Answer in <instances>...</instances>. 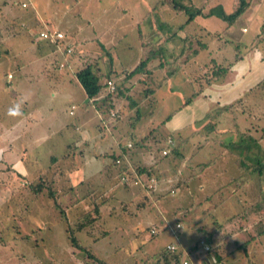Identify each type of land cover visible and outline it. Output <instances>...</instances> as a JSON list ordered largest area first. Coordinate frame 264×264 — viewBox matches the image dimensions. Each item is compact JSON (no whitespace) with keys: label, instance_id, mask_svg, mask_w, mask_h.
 Masks as SVG:
<instances>
[{"label":"rangeland","instance_id":"rangeland-1","mask_svg":"<svg viewBox=\"0 0 264 264\" xmlns=\"http://www.w3.org/2000/svg\"><path fill=\"white\" fill-rule=\"evenodd\" d=\"M166 1L169 2V0ZM201 1L192 0V3L199 6ZM247 1L248 6L245 11L231 23L216 17L202 21L207 27L218 31L220 40H214V36L202 35L197 29L194 35L189 36L185 50L184 52L181 50L180 54L183 55L181 57L183 60L184 54L198 49L199 42L202 40L205 43L211 42L209 44L211 57L216 59L215 54H222L223 50L224 54H229L224 47H219L220 51L217 52L215 48L217 43L222 45L225 41H230L231 44H229L233 50L228 47L227 50L232 54L236 49L238 54L230 64L228 77L232 75L231 82H223L225 75L220 80L207 84L206 77L203 74L197 75L191 67L175 73V66L172 64L175 57L173 58L171 51H168L166 57L162 59L165 62V74L172 75L168 82L172 94L162 110H153L155 115L156 112L158 113L156 116L159 117L162 114L164 117L168 116L173 112L174 107L180 104L182 98L191 96L192 91H189L190 88L184 83L182 77H190L187 79L193 80L194 90L197 91L199 88L200 90L188 106L178 114L171 115V119L175 117L174 120L171 122L167 120L161 124L163 134L169 132L170 125L180 126L181 129L175 131L174 138L175 143L182 145L179 150L183 157L179 159L178 156L175 157V171H173L172 161L168 165L170 175L175 177V183H164L163 186L158 187L156 182V188L152 191L141 186V193L131 194L129 190H125L127 193L125 194L122 185L116 182L119 184L113 188V192L116 191V193L111 194V190L106 185L117 176V171L109 157L102 159V155H98L103 143L95 137L91 143L87 144L88 147L81 145L80 148L83 147V150L80 152L79 144L75 143V139L70 140L71 136H77L81 129L77 117L85 97L78 83L71 86L67 82L69 81L67 68L59 71L60 79L55 76L52 81L45 78V75L20 73L10 84H6V74L0 75L1 124H10L14 134L24 128L30 119L34 120L40 116L38 118L40 126L36 129V133L39 134L38 138L41 141L46 138L41 148L47 149L59 158L50 162L49 156H40L39 160L32 164L33 168L24 173L20 170L29 168L27 161L31 154L26 155L27 159L23 161V164H19L16 159L17 156L18 160L23 157L24 143H14L12 148L1 147L5 141L2 140L3 135H0V264H156L157 256L169 241L177 238L184 246H188L193 239L202 238L203 241L207 237L213 239L218 233L215 231L214 236L209 235L212 228L208 226L211 222L216 220L220 223V217L225 220L233 215L236 218V222L232 223L235 229L238 225L244 224L243 221L246 224L249 223L251 228L237 232L238 234L229 240L226 236L232 233L222 235L224 241L221 247L222 253L220 251L219 253L222 259L226 257L225 253L228 255L223 264H264V232H262L264 231V163L259 175L258 171L254 174L241 173L238 169L241 164L238 158H244L248 163H253L254 159L249 155L246 156L245 153H237L235 149L233 150L237 144L235 140L238 139V134L243 135L244 139V134L249 135L252 126L255 131L250 134L258 139L260 148L264 152V29H262L264 0ZM217 3L222 5L225 13L232 12V0H210L206 8ZM172 13H175V16L170 19L175 21L170 23L176 25L184 15L177 6L173 8ZM199 21L200 19L197 20ZM242 26L247 32H242ZM186 28L180 31L181 35L189 31L193 34L195 27L192 24ZM161 32L166 35L165 31ZM168 38L170 37L166 40ZM166 43L169 48L167 45L165 47L170 50L172 45L168 41ZM184 44L185 42L177 51H180ZM119 47L120 45L112 56L118 57L122 65H131L133 61L139 59V52L134 50L131 53L119 54ZM199 53L194 57L195 61L204 57V52ZM157 60H155L156 64L161 62ZM227 60L226 58L221 62L217 57L220 63H225ZM104 78L102 76L99 79L103 87ZM22 82L25 92L21 90ZM225 85L237 88L229 95V92L226 93ZM252 85H255V92L259 94L255 99H251L253 92L243 94ZM69 88L72 90L70 91ZM251 89L254 91V88ZM52 94L55 96L51 98ZM203 96H206L205 100ZM119 97L116 95V99ZM235 97L238 98L235 100ZM136 98L139 101L142 100L140 95ZM152 98L155 99V97H149V99ZM231 98L233 101L229 103ZM69 103L74 105V115L68 114ZM128 103L124 106H128ZM227 105L230 110L218 118L215 128L219 131L227 130L229 137L221 136L219 140L218 137L214 140L215 138L210 137L211 133L207 135V132L211 131L212 121L204 120L205 114L209 108L213 111ZM13 106H19L20 115H9V109ZM90 118L91 122L95 123L96 120ZM156 121L154 118L144 117L138 126L153 127L151 123ZM206 121L207 123L204 124ZM204 126L208 127L204 128ZM186 130L192 133L197 130L200 132L206 130V132L199 136L194 134L189 145L190 142L187 143L185 141L187 139L183 138ZM102 131L105 136L110 137L113 127L105 126ZM153 135L156 136L157 147L166 144L162 135L158 136L155 133ZM126 139L127 136L122 134L116 142H122L124 146ZM152 139L154 141V137ZM246 141L245 139L243 144ZM66 142L71 144V155L74 156L72 160L70 156L62 157ZM219 149L225 151L224 155L220 156L222 152L218 153ZM189 152L194 154L191 160L193 164L209 163V160L214 157L217 159L214 164L210 161L198 176L189 180L188 176L193 175L197 169L194 167L190 170L187 166ZM47 163L49 165L46 166ZM86 163L89 165L87 170L83 169ZM80 164L83 165L82 184L77 187H67L64 180L65 175L68 174L67 170L78 167ZM129 164L131 166V162ZM71 175L74 176L73 173ZM152 175L156 178L155 173ZM129 177L133 176L130 174ZM141 177L146 180L144 176ZM41 179L44 185H50V188L56 192L55 201L61 206L75 201L72 203L74 205L66 210L71 226L61 220L59 211L55 208L53 200L47 197L46 190L43 189V192L39 193L30 190L29 185L38 183ZM123 186L126 187L127 184ZM104 189L109 191L104 194ZM171 189H174L173 193H170ZM133 190L136 191V188ZM208 192L212 194L205 200L204 195ZM218 202L221 203V207L214 214L213 220L205 216L206 210L214 213V205ZM93 207H96L97 213L93 212ZM86 211L91 212V216H95V219L91 224H86L82 231L73 230L74 237L82 250L69 242V231L70 228H75L73 220ZM162 216L167 222L166 225ZM177 223L180 224L179 229H175ZM226 224L223 223L220 234L229 227ZM111 226L115 227L110 228ZM150 227L155 228V235L150 234ZM196 229L202 232L199 233ZM224 249L226 252L223 251ZM215 252L217 253V250ZM201 253L213 260L211 252L201 250ZM159 262L162 263V260Z\"/></svg>","mask_w":264,"mask_h":264},{"label":"crops","instance_id":"crops-1","mask_svg":"<svg viewBox=\"0 0 264 264\" xmlns=\"http://www.w3.org/2000/svg\"><path fill=\"white\" fill-rule=\"evenodd\" d=\"M20 2H26V7L19 6ZM206 6L205 11L209 8H206ZM211 6L213 5H210V7ZM231 8H233V0ZM172 11V6H161L157 0H0V75L3 73L6 74V84H10L14 77L20 73L23 75H45V78H48L52 81L55 76L59 75L60 70H65L64 68H67L68 70L66 71L69 72L67 77L70 81L67 82L70 83L69 85L71 86L78 83L85 97L82 101L80 113L77 117V121L81 124V129L77 136H71L70 139H75V143L79 144V149L81 150L80 152H82L84 146L88 147L87 144L89 142L91 143L95 137L97 140H100L103 143V147H100L98 152V155H102V159L109 157V155H120L123 148H125L124 146H126V143L129 141L132 142V144L133 142L135 143L140 141V145L134 146L131 150L126 152V163L131 162V165L134 167H139L140 169L142 168L144 170H151L152 173H155V176L158 178V187L163 186L162 184L164 183L173 184L175 183V177L170 175V169H168V165H170V161H172L174 163V165H172L173 171H175V153L173 154L169 151V154L162 155L160 152L162 149L170 150L172 147L175 152L174 135L175 131L180 130L181 128L180 126L170 125L168 129L169 132L163 134L164 132L161 124L167 120L168 122L174 120L175 117L171 119V115L178 114L184 107L188 106V104L194 99L196 95L186 103L185 99L182 98L183 100L180 102V104L176 105V107L173 109V112L168 115L170 116L168 119V116L164 117L163 114L162 116L158 117L156 116L158 113L156 112L155 115L153 110H162L166 102H168V97L172 94V89L168 87V82L172 75L166 77L164 66L153 69L152 75H150L148 78L139 73L132 76L129 74L130 70H132L134 66L144 56L147 55L150 49V44L156 42L157 40H162L163 37H170V39L166 40V42L168 41V43L172 45V47H170L171 49L168 50L171 51L173 58L175 57V49L176 51L178 50L180 45L183 43V37H185L186 34L184 33L181 35V30L177 31L175 34V27L182 25L186 20V16L182 13L184 16H182L181 21L175 25V23H170L175 21V19H170L175 16V13H172ZM180 11L182 12V10ZM198 19H200L199 22H197ZM204 19H212V17L197 16L194 20L187 23L184 26V29L186 30V27L192 24L195 28L193 30V34L192 31H189L191 36L194 35L195 31L200 30L198 31L200 34H205L207 37L214 36V40H220L218 31L207 27L202 22ZM45 28L61 31L63 32L65 38L57 42L41 39L39 37V32L43 31ZM162 30L165 31L166 35H163L161 32ZM241 30L242 32H247L246 28L243 26L241 27ZM210 43L211 42L205 43L201 40V42H199L198 49H194V51L191 50L192 53L189 51V53H186L187 55L184 54L183 60L180 58L178 60L179 62L177 63H175V59L172 58V64L174 66L175 64L182 65L175 71V73L183 70L184 68L191 67L193 72L197 75L204 74L207 67L210 66L211 58H213L211 57L210 53ZM229 43L231 44L230 41H225V43L222 45H218L217 43V46L215 47L217 52L220 51L219 47H224L226 48V53H229L224 54L223 50V52L221 51L222 54H215L216 60L217 57H219L221 62L223 59H228L225 63H221L224 65V67H227L225 73L226 77L223 80L224 83L231 82L232 75L228 77L230 64L234 61L235 56H238V54H236V49L232 54L229 52V50H227V47L233 50ZM101 44L109 50L108 52L110 54H104L102 52ZM118 45H120L118 49L119 54H124L125 52L131 53L135 50V52H139L138 54H140L139 59L133 61L131 65H122V61H120L118 57L112 56V54L116 52ZM166 45L168 47L167 43ZM66 46H70L72 49L69 54H67L65 51ZM199 52H204V57H200L199 60L195 61L194 57H196V54H200ZM108 56H110V58ZM155 60L153 61L154 66L157 65ZM217 62L220 63L219 61ZM87 64H91L95 69H98L100 73L103 74V76L108 75L107 78H111L112 81H116L118 84L122 83L120 88L121 91L118 95V97H120L114 99L115 104L113 106H115L114 109H116L115 111L118 113V120L113 126V132L111 133L110 137L105 136L100 131L99 120L102 117V114L99 113V110L96 109L94 105L95 100H100L102 95L107 92L105 85V88H102L100 95H98L96 98L90 99L87 97L83 87L75 77L76 71ZM158 73H160L159 76ZM187 78L185 76L184 78L182 77L184 83L190 88L189 91L191 90L193 94L195 84L193 83V80H189ZM104 81H106V78ZM225 86L226 93L229 92V95L232 91L235 92L237 88H232L227 85ZM24 88L25 86L22 82L21 90L24 91ZM246 88L247 87H245V89ZM251 88H254V91ZM69 89L70 91L72 90L71 88ZM138 91H140V93ZM251 92H253L251 99H255L259 96V94L255 92V85H252L249 89L245 90L243 94L247 95ZM135 95H140L142 100L139 101ZM54 96L55 94H52L51 98ZM149 97H155V99H149ZM237 98L238 97H235L234 99L236 100ZM203 99L205 100L206 96H203ZM124 100H127L129 103L125 102ZM232 101L233 98L230 99L229 103ZM127 103L128 106L125 107L124 104ZM73 110V103H69L68 114L74 115L75 112ZM227 110L223 111L222 114L227 113ZM211 111V108H209L205 114L206 116L204 117V120L211 121L209 118H207V115ZM221 115H219V117ZM39 117L34 120L30 119L24 128H21L14 134H12L10 124L5 125L3 123L2 125L0 121V135H3L2 140L5 141L1 147L12 148V144L14 143H24L25 147L23 149V157L18 160L17 156L16 159V162L19 164H23V161L27 159L26 155L29 156V153L31 154L27 161L29 168H25L23 170L19 169L24 173L26 170H31L33 168L32 164L38 161L40 156H49L50 162H54L56 159H59L58 157L52 155L47 149L41 148L46 138L41 141L40 138H38L39 134L36 133V129L38 126H40V121L38 122ZM90 117L96 120L95 123L91 122ZM144 117L151 119L154 118V120L157 121L155 123H151V126L154 125L153 127L138 126L140 120ZM218 118L216 119V122L218 121ZM207 121L204 124H206ZM93 124L94 127H92ZM211 126V131L207 132V135H209L208 133H211L210 137L215 138L214 140H216L217 137L219 140L221 136L226 138L229 137V135H227V130L219 131L216 130L215 125L211 124ZM90 127L92 129H90ZM207 127L208 126H204V128ZM213 127L215 130H213ZM254 131L255 129L251 126L250 132L253 133ZM205 132L206 130L203 132L197 130L196 132L192 133L191 131L186 130L185 136L183 138L187 139V143L190 142L189 145H191L192 136L194 134L199 136L204 135ZM250 132L248 133L249 135L246 136L257 139L253 136V134H250ZM154 133L158 136L162 135L166 141V144L161 147H157V142H155L156 136L153 135ZM122 134L127 136L124 146L122 142H116L118 141V137ZM153 137L154 141L152 139ZM168 138L173 140V144L170 146L167 145ZM240 139L243 140L242 135ZM70 145L71 144L68 142L65 143V151L62 157L67 156L68 158L70 156V160H72L74 156L71 155L72 152L70 150ZM81 145L83 146L82 148H80ZM251 146V153L255 152L254 145L251 144ZM190 150L191 148L189 151ZM219 151L225 152L224 150L222 151L220 149ZM222 155L224 154H220V156ZM193 156L194 154L190 153L188 163L191 165L193 164L191 162ZM2 160L3 159H1V161ZM3 162L5 161L3 160ZM212 162L211 164L215 163V161L213 163ZM198 164H193V166ZM47 165H49V163H47L46 166ZM85 166V168H83V165L80 164L78 167H71V169L67 170L68 174H66L64 177L67 187L72 188L82 184V168L87 170L89 167L88 163H86ZM71 173H73L74 176H72ZM191 175L192 174L188 176V179ZM112 180H110V183H108L106 187L111 190V194H114L116 191L113 192V188L119 184L116 183L117 181L115 178ZM121 187L125 194H127L125 190H129L131 194H135V192L141 193V186L135 185L132 182L127 184L126 187L123 185ZM133 188H136V191H134ZM109 189H104V194H106ZM211 194V192L205 193L204 199L206 200ZM220 204L221 203L218 202L216 205H214L213 214L210 212V210H206L204 215L210 217L213 220L214 214L217 213L218 208L221 207ZM233 216L227 217L225 220L220 217V223L216 220H213V222H211V224L208 226V228H212L209 232V235L214 236L215 231L218 233L217 237H213V239L209 237L204 239L208 245L212 246L213 260H210L208 256L201 253V250H203L202 248H200L199 251L195 250L191 254L193 258L190 256L189 258H191L197 264H211L213 263L212 261H214L215 264H223L225 258H227L228 255L225 253L226 257L222 259L221 254L219 253V251L222 253L221 247L222 242L224 241L222 240V235L226 236L229 233H232L230 236H226V239L229 240L232 238V236L238 234L240 231L251 228L249 223L246 224L245 221H243L244 224L242 223L238 225V227L235 229L232 226V223L234 224L233 221L236 222V218ZM162 219H164V225H166L167 222L163 216ZM223 223H227L230 227V231H232H228V227L221 232L222 234H220V228L222 227ZM113 227L115 226H111L110 228ZM175 229L179 228H176L175 226ZM196 230H198L199 233L201 232L199 229ZM255 234L257 235V233ZM176 239L169 241L167 244L175 242ZM192 241L191 244L196 242V239H193ZM180 244L183 245L182 242H180ZM189 246L190 245H183L184 249H187ZM165 247L166 246L163 248ZM215 250H217V253ZM223 251L226 252L225 249Z\"/></svg>","mask_w":264,"mask_h":264},{"label":"trees","instance_id":"trees-1","mask_svg":"<svg viewBox=\"0 0 264 264\" xmlns=\"http://www.w3.org/2000/svg\"><path fill=\"white\" fill-rule=\"evenodd\" d=\"M157 2L161 6L164 5V6L168 7L170 5L173 8L175 6L180 7V10H182V13L185 14L186 20L182 25L175 27V34L179 30H184V26L187 23H189L190 21L194 20L197 16L216 17V18L223 20L226 23H231L237 17H239L245 11V9L248 6L247 0H233L232 12L231 13H225L221 4L213 5L205 11V6L209 2V0H203L199 6L194 5L191 0H169V2H167L166 0H157ZM21 3L22 2L19 3V6H21ZM262 29H264V17L262 19ZM44 30H53V29L45 28ZM189 36L191 37L190 33L186 32L185 37H183L184 38L183 42L185 40V44H184L183 48H181V50L183 49L182 51H184V47L186 45V41L188 40ZM41 39H43V38H41ZM168 39H170V38H168ZM45 40H47V39H45ZM165 45H166V38H164L162 40H157L156 42L150 44V49H149L147 55L144 56L134 66V68L132 70H130V72H129L130 76L139 73V74H142L148 78V77H150V75H152L153 69H155L156 67L164 66L165 62L162 59L166 57V53L169 51L166 49ZM101 49H102V52L104 54H110L108 52L109 50L102 44H101ZM181 50L176 51V49H175V63L179 62L178 60L182 57V55H180L182 53ZM108 57L110 58V56H108ZM155 59L161 60V62L159 61V64H157L156 66L153 65V61ZM181 66L182 65H180V64L179 65L175 64V71L177 69H179ZM226 69H227V67H224V65H222L221 63H218L216 59L211 58L210 66L207 67V69L205 70V72L203 74L206 77L205 83L208 84L212 81L220 80L222 77H224V75L226 73ZM102 76H103V74L100 73V71L98 69H95L91 64H87V65L81 67L75 73V77L77 78V80L79 81L81 86L83 87L87 97L90 99L96 98L98 95L101 94V90L103 88V85L99 83V79ZM167 76H169V75H166V77ZM104 77L106 78V81L112 80L111 78L110 79L107 78L108 75H105ZM189 79H190V77H189ZM106 81H105V83H106ZM114 82H115L114 92H108L107 91L104 95H102V97L100 96L101 97L100 100L96 99L94 102L95 108L98 109L99 113L102 114V117L99 120V127H100L99 129L101 132H103L102 131L103 127H105V126L106 127H108V126L113 127L115 122L118 120V113L115 111L116 109H114L115 106H113V105L115 104L114 99L116 98V95L118 96L119 92L121 91L120 88L122 86V83L118 84L116 81H114ZM105 83H104V85H105ZM199 90H200V88L197 91H193V94L191 96L185 98V103L189 102L192 99V97H194L198 93ZM227 109H230V107H228V106L227 107H218L217 109L211 111L207 115V118H209L212 121L213 125H215L216 119L219 117V115L222 114L223 111H226ZM112 112H113V114H111ZM169 117L170 116H168L167 119ZM244 135H245L244 136L245 138L243 140H241L240 139L241 135L238 134V139L235 140V143H237V144L233 147V150L235 149V151H237V153H245L246 156L249 155V157H252L254 159V161H256V162L252 161L253 163H248V161L246 159L238 158L239 159L238 162L241 164L243 163L242 165L240 164V167H238V169L240 170L239 172L245 173V174H254L255 172L258 171V175H259L263 169L264 152H262V150L260 148V144L258 143L257 139L247 137L246 136L247 134H244ZM179 139L181 140L180 137H179ZM245 139L247 141L245 144H243V141ZM181 141L183 143V140H181ZM185 141L187 142V140H185ZM172 142H173V140H172ZM140 144H141L140 141L135 142V143L133 142L131 147L124 146L126 149L123 148L122 153L120 155H117V156L109 155V158H111L110 160L112 162V165L115 166L116 170H117V176L115 177V179L121 185H126V184L130 183V182H127V183L122 184V182L120 181L121 176H123V175L124 176H130V174H131L127 169L128 164L123 159V156L125 157L126 152L131 150L134 146H137ZM251 144L254 145V148H255V152H252V153H251V149H252ZM167 145L170 146V144H168V143H167ZM181 146L182 145H180L178 142L175 143V152H174V149L172 147L170 150L167 149L168 152L165 155H167L171 152L173 154L175 153V157L178 156V159L180 157H183L180 150H179ZM225 149H227V148H225ZM162 150H161V152H162ZM219 152L220 151H218V153ZM260 152H262V154ZM259 154L262 155V157ZM164 157H166V156H164ZM53 159H55V158H53ZM117 159H120L119 163H116ZM216 159H217V157L210 159L209 163H210V161L211 162L216 161ZM209 163L208 162L202 163V164H198L195 166H193V164L191 165L189 163L187 166L189 167L190 170H193L194 167L197 168L196 171L194 172V174L189 177V180L194 179L195 176L199 175L204 170V168L209 165ZM131 167H132L133 171L137 173V176L140 178H142L141 176H144L145 179H148L150 176H153L152 175L153 173L151 170H144L142 168L140 169L139 167H134L132 165H131ZM18 176L22 177L21 175H18ZM157 179L158 178L156 177L155 178V185H156ZM141 180L143 182L146 181L143 179H141ZM155 185L149 191L154 190L156 188ZM29 187H30V190L34 193L43 192L42 191L43 189L46 190V193H47L46 195L48 198H51L53 200L55 208L59 211V215L61 217V220L65 223L66 222L69 223L68 225H70V221H68L67 216H66V213H67L66 210L68 209V207H71L72 205H74L72 203H74L75 201L70 202L66 206H61L60 204H58L55 201L56 200V198H55L56 192H54V190H52L50 188V185H48V184L44 185V183L42 182V179L38 183L30 184ZM171 191L174 192V189H171ZM173 192H170V193H173ZM93 212H96V207H93ZM94 219H95V216H91V212L86 211L84 214L79 215L76 218V220H73L75 228L74 229L70 228V231H69V229H68V231H69V242L74 247L82 249V248H80V245L78 244V242L76 240V237H74V231L73 230L76 229V231H82L87 226L86 224H91V222ZM230 219H232V218H230ZM74 221H76V222H74ZM68 225H67V227L71 226V225L70 226H68ZM151 235H155V234H151ZM200 239L196 240V242H194L189 247H187V249L186 248L184 249L183 245L178 244L175 252H171L168 249H166V247H165L164 250L159 254V256H157L158 258L156 260V264H181V261L184 257L190 256L191 258H193L191 254L195 250L200 249L199 242L203 241L202 238H200ZM175 242H176V240H175ZM206 252L212 253V249L209 251H206ZM159 260L160 261L162 260V263H160V262L158 263ZM194 263L197 264L196 262H194ZM211 264H215V262L213 261V263H211Z\"/></svg>","mask_w":264,"mask_h":264},{"label":"built area","instance_id":"built-area-1","mask_svg":"<svg viewBox=\"0 0 264 264\" xmlns=\"http://www.w3.org/2000/svg\"><path fill=\"white\" fill-rule=\"evenodd\" d=\"M21 6L25 7L26 3L22 2ZM39 37L43 38V39H47L49 41H53V42H57V41L62 40L63 38H65L63 32L58 31V30H43V31L39 32ZM71 50L72 49H71L70 46H66V50L65 51H66L67 54H69L71 52ZM105 87H106L108 92H114V90H115V82L112 81V80H107L106 83H105ZM111 114H113V112ZM167 143L170 144V145L173 144V142H172V140L170 138L167 139ZM126 146L127 147H131L132 143L131 142H127ZM167 152H168L167 149H163L161 153L163 155H165ZM123 159L125 160L124 156H123ZM119 162H120V159H117L116 163H119ZM127 164H128L127 169L132 174L133 177L124 176V175L121 176L120 181L122 182V184L123 183H127V182H130V183L132 182L135 185H140L143 188H146L147 190H150V189H152L154 187V185H155V178L154 177L150 176L148 179H146L145 182H143L141 180V178L137 176V173L133 171V169L130 166L129 162H127ZM171 192H173V191H171ZM179 227H180V224L177 223L176 224V228H179ZM155 233H156L155 228L150 229V234H155ZM176 242H177L176 244H175V242L167 244L166 245V249H168L171 252H175V250L177 249V246L179 244V240L176 239ZM199 245H200V248H202L204 251H209V250L212 249V246L208 245L205 241H200ZM181 264H195V263L193 262V260L191 258H189V256H187V257H184L182 259Z\"/></svg>","mask_w":264,"mask_h":264},{"label":"clouds","instance_id":"clouds-1","mask_svg":"<svg viewBox=\"0 0 264 264\" xmlns=\"http://www.w3.org/2000/svg\"><path fill=\"white\" fill-rule=\"evenodd\" d=\"M20 113H21V110L19 106H13L12 108L9 109V115L18 116L20 115Z\"/></svg>","mask_w":264,"mask_h":264}]
</instances>
